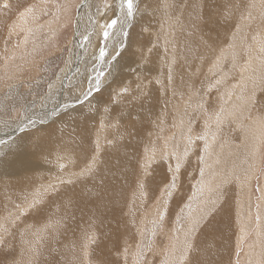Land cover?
<instances>
[{
	"label": "bare ground",
	"instance_id": "6f19581e",
	"mask_svg": "<svg viewBox=\"0 0 264 264\" xmlns=\"http://www.w3.org/2000/svg\"><path fill=\"white\" fill-rule=\"evenodd\" d=\"M24 1L25 0H16L17 7L23 8ZM176 1L178 2L175 3L173 0H156V2L160 3V5L156 6L155 9L151 12L152 18L150 22L143 25V37L146 42L149 39L152 43V50H149V46L147 49V60H149L156 66H140L139 64L136 66V68H134V70H132L131 74L133 76V82H135V88L131 92L125 93L123 91H119L115 93V90H113L111 92V97L105 95L109 99V102L107 104L108 107L105 108L101 106H105L104 103H102L101 101H97L99 97L98 95L94 99H92L91 103H86L82 106L83 109L88 112L87 117L79 118L75 116L74 111L71 110L66 112L61 118H57L56 120L51 121V123H49L50 118L54 117V115L59 113L60 111L63 112L70 108H73L76 105L77 101L72 99L69 103H63L61 100H57L56 102L60 104V108L55 111L53 108L43 107V105L49 100V98L43 101L44 97H37L34 99V102H28L24 106V110H27L31 107V112L27 113L26 111H24L22 118L19 121H17L16 123H13L12 121L6 124L0 123V152H2L4 146H7V153L15 151L19 163L15 167H11L12 163L9 164L7 159L5 160L3 165H0V186L9 188L13 185V183L18 182L17 186H15V188L11 190L12 195L23 199V206L20 205V209L11 208L12 205L19 204L16 202H11L10 206L9 203H5V197H8L9 194H5V191L0 187V220L2 221L0 222V229L8 228L9 230H12L11 225L16 222H18L19 226L23 224V229H25L28 223L33 220L29 219V217L20 220L18 217L14 218V212L25 213L26 216H34L35 223L37 225L34 229L29 230L31 238L24 236L22 232L19 231V236L21 237L20 241H22V249L16 250V248L11 243V236L7 235L5 239L0 238V247L4 245L9 249V253L14 252L15 255L17 253H26L29 255V259L27 261H23L18 256H13L8 260L7 264H14L15 261L18 264H32L34 259L31 256L34 255L32 253L33 248H38L40 252L44 251L42 253V264H114L113 260L115 258L111 256V251L117 250L124 253V250L126 249L127 251H129L132 248V245H134L136 248H139V252L143 251V263L146 260L147 264H181V260L183 261V259L184 262L188 264L192 263V254L188 249L184 251L183 248L182 250L185 253H183L182 251L183 255H181L182 244L186 242L187 238L189 237L187 241V244L189 246L193 238V235H191L192 232H186L184 226L182 227L181 232H179L180 235L176 237L177 243L179 244L171 247L172 251L174 252L173 256H168L167 254L160 256L158 255L157 261L153 259V261H150L151 259L146 258L145 253H147L148 251L152 252L154 251V249L159 250L162 248L159 241V233L162 234V232L164 231H173L176 228L175 225L169 227L168 224L160 218V213H163V215L168 214L164 210V208L161 207H159L158 209L151 208V217L148 218L146 217L148 214V210H146L144 214H142L143 212H141L140 220H142L141 222L144 224V226H138V223H135L137 236L135 235L134 241L136 242L134 244V241L127 243V236H129V234H133L130 228L131 222L133 221L131 217L123 216V207L126 203V197L124 198L123 196L125 194L127 195V191L130 188L135 187L136 181L138 182L135 188L136 191L140 188V186L146 183V181L140 179V176H138L137 180L134 179V177L137 175V172L140 170V164L137 163V166L136 162L133 164V161H136V150L131 151L130 147L140 146V141L143 147H145L146 145L148 146L147 151H150V155H148L146 162H141V167L144 168L145 174L148 171H152L153 181L160 180L162 176H166L168 180L173 179L174 181V183L172 181L171 184L167 185L165 194L158 196V199H156V197L159 191L153 195V197L156 199L153 206L156 203H159V201L166 204L170 202H177L181 204L182 202H184V206H182V208H184V211L186 213V219L195 222L197 221V216L200 214L206 215L210 210V206L213 204L212 200L203 203L202 199H204L212 190L219 189L218 183L215 182L214 179H216L218 182L222 181L223 183L226 176H228L226 175V171L228 169L231 170L235 168V163L237 168L241 167L240 163L238 164L236 160H230L235 156V154H240V152L236 153V146H233L235 143L233 144L232 142H238L239 140L241 142L243 140L241 146L244 149L241 148V150L245 152L249 149V154L251 156H257L258 147L260 145L261 138L264 136V132L261 133V136H259L260 131L257 132L256 130V128L258 129V126L256 124L258 123V121L243 123L244 121H241L240 119H243L244 117H241L239 119V116H242L240 115L241 111H244L242 110V107L245 108L244 106L247 102L246 100H248V97H246L247 99L245 98L246 100L243 99V102L238 101V98H236L237 101H235L236 94L233 91L228 90L227 88H225L229 93L227 98L225 97V95L222 96L223 103L225 102V100L228 101V103L225 102L226 105L224 108H226L227 106L229 107V105H233L235 106V110L233 113L229 111L227 115L231 113L229 115L230 118L227 115L226 118L231 119L234 125H239L238 127L242 128L243 135L240 134L239 136H237V138L236 136L229 137V133L233 131V126H230L229 123L226 124L227 122L223 121L222 117L221 121H217L210 128L207 127V124L210 123V121H208V119L210 118V116L208 115L210 113L206 110V104L204 103L206 94H203V91L207 89L204 87V85H207L209 80L207 74L205 75L206 77L201 80L202 82L200 81V95L204 96H201L202 100L198 102L196 113L193 112V105L187 99V97L186 99H180L178 97L176 91H174L175 88L173 87L174 79L177 76L176 66L184 63L189 55L187 53H178L177 51H175L173 45L174 35L173 33H171V30L181 25V23H178L182 21L183 17H186L185 10L183 14L182 11L180 12V16L172 17V12L174 10L173 5L175 4L177 5V7L182 5L186 8L187 2L190 4L200 3V0ZM203 1L207 2L208 8L204 11L205 13H201V18L204 20L205 27V30L201 31V34L204 35L207 32V29L211 27V25L218 22H223V24L227 26L229 25L228 21L231 20V18L223 17L221 14L225 12L228 13L227 6L230 5V2L232 0ZM246 1L247 0H245V2ZM136 2L137 0H134V6ZM8 4L9 8L7 9L0 7V54L3 52V48L5 47L4 45H12V40H15L14 33L19 34L16 32H19L21 30V27H23L22 32L24 31V29L27 30V20H25L24 24L19 27L14 24L15 20L13 19L16 15L15 12L18 11L19 8L14 9V6L11 3L8 2ZM142 8L143 12H145L146 7L143 5ZM181 8L180 10H182ZM200 8L201 7H198L199 10ZM87 10V4L80 8V13L75 24L77 25L79 20L81 21V23L78 25V27H75L76 34L75 37L73 36L71 45L69 47H76V39H78L77 35L79 38L82 36V34L88 37V46L86 41L85 44L81 46V52H76V55L73 56L74 58L70 56L69 59H67V68L73 70V73H75L76 75L79 74L80 66L83 69L89 68L88 61L91 60V51H93L95 48H92V46L94 45V43L97 44V42H99V38L101 39V41L103 40L102 36L99 34V24L108 21L104 19L103 15H100L101 17H99L98 24H95V26L93 27L91 22V26L90 22L87 23V16L88 18L90 17V13ZM64 11L65 10L63 9V13ZM12 12L13 19L8 21L11 17L7 19V14L9 15ZM137 13L138 11L135 10L134 15L140 21L141 15L140 13L139 15ZM252 17L253 16H251V18ZM161 19L162 21L159 25L157 21H160ZM121 20L123 21V16H121ZM130 22H121L117 24L116 28L112 30L110 39L106 43L107 47L111 45V47L115 48L118 46L119 41H124L122 32L126 31L124 27L130 24ZM46 23L48 22L46 21ZM58 24L56 25L58 26ZM194 26L195 25L193 23L191 27ZM91 27L93 28V32H90ZM117 28L120 29L117 30ZM56 31L54 30V32ZM46 33H48V31ZM256 37L257 35L254 36V38ZM48 38L50 40L53 39L50 37ZM239 38H242L241 35L235 39V44L233 43L234 45L232 46V58L235 63L241 50L240 46L236 48L237 44L239 43L240 45L241 42L237 41L240 40ZM262 38L263 33L260 39ZM135 40H140V22L138 24V30ZM236 42L238 43L236 44ZM22 43H24V41ZM153 45L155 46L153 47ZM42 46L43 45H41V47ZM254 46L255 51L252 49V51L246 55L249 58L246 60L247 63H245L242 67H239L242 71V79L246 81L248 78L247 70L250 69L251 71L255 67L253 59L254 57V61L257 59L254 55H256L258 51H256V48H259L256 43H254ZM255 52L256 54H254ZM79 53L80 55H78ZM14 58H16L15 55L12 57V60ZM83 59H85V64L87 65V67L82 65ZM11 62L12 61H8L7 64L5 62L6 66L4 67L3 65L0 70L3 76L2 79H8V83H10V81L20 79L21 74L23 75V73H20V76L16 75V71L18 70L11 69L12 67L10 68ZM250 63L252 64L251 68L249 67ZM116 71L117 69L114 68L112 73ZM31 72H33V70ZM100 72H103V70H96L95 73L99 74ZM65 73L62 75L63 82L66 81L67 84L65 87H68V84L72 83L74 81V78L71 81V74L65 75ZM119 75L120 74H117V76ZM142 77H149L147 79L149 83H142ZM56 80L57 78H55L52 86L51 84L48 86L49 90L50 86L55 87L50 90L51 93L62 90L61 86L63 82L61 81L58 83L56 82ZM18 82L19 80L14 81L11 85L9 84V86L4 89V86L8 83L0 80V87L2 86L0 89L6 90L3 96L0 98V103H7L11 100V98H14L18 101L30 98L33 90L23 91L17 96V89L19 85L24 86L23 83ZM154 82L157 84V86ZM222 83L224 82L216 79L217 86H221ZM213 87L214 86H212V88ZM112 89H114V87H112ZM224 91L222 92V94L225 93ZM122 99H124L125 102H122ZM15 100L12 101L11 104H5L2 111H8V113L15 112V110L20 107L15 103ZM181 100H185L183 102V107H181L183 110L179 109L177 106L179 103H181L182 106V102H180ZM247 103H249V101ZM239 104L242 105V107L240 108L241 110H237ZM168 106L172 107V109L168 110ZM36 109L40 111L38 115H36V113L38 112V110L37 112H35ZM33 110L34 115L33 117H31L29 115L32 114ZM226 110L227 109H225V111ZM244 113L245 112H243V114ZM197 119L200 124V127L198 129L199 131L202 130L199 134L196 133V131L194 132V130L192 131V126ZM166 120H170L171 126H173V129L168 133L164 132L165 126L168 125L166 123ZM47 123H49L48 126L46 125ZM113 125H115L116 130H114L115 128ZM195 126L197 127V125ZM30 129L32 130L28 131ZM140 129H143L145 132L144 138H139L135 135L140 133ZM203 129L205 130L203 131ZM130 130L133 131L134 134H131ZM24 131H27V134L25 136H19V134ZM105 131L108 133L115 131V134L117 136H122L125 139L129 140L130 145L125 146L118 153L114 152L119 149L116 148L113 144L106 146L109 140L108 136H106L107 138L105 139V141H103ZM172 131L173 133H171ZM87 133L92 136L89 151L79 149L75 146L80 143V138H84L83 135ZM93 135H95V137L99 141L98 143L94 141ZM199 139H201L202 142L199 148L200 155L197 159L198 163L196 161L194 162L197 167L196 175L195 177L193 176L194 182L192 181L193 184H191L190 189L187 190V193H184L183 196H180L179 198L172 197L173 194L175 196L174 188L179 185L181 177L185 174V167L183 168L182 172L181 168L177 172V166H182L185 163L186 166L189 165V169L191 166L193 167L194 164L192 163L194 160L192 159L194 157L191 156L192 150L195 143ZM158 142L161 143L158 144ZM156 146H160L159 151H156ZM70 147H75L77 151L70 149ZM97 150H101L103 151V153L96 154ZM112 151L113 153L110 154ZM138 153L139 152L137 150V154ZM152 153H156V162L155 165H153V169L148 164L150 162L153 163L154 161V159H151ZM12 155H14V153ZM195 155L197 154L195 153ZM239 156L241 159V155ZM62 162L64 163L63 167L62 164H60ZM80 162H83L84 164H81L79 165L80 167H77V163ZM229 164H231L230 167ZM87 175L88 177H86ZM26 176L34 178L33 183L28 182L25 179ZM84 177L86 178L82 179ZM9 179H12V181L10 182ZM133 180H135L134 183L130 185L129 183L133 182ZM188 180L190 181V179ZM92 181H96V187L91 183ZM245 181L241 180L240 182H238V185H236L237 199L235 201V204L231 205L234 213V218H232L235 221V233L239 238L240 236H247V234L253 227L255 228L253 236H255L256 233L262 229V225H264V197H260L257 212L253 211L251 208H247L246 205H249L248 202L244 203L242 200L244 193L247 191ZM25 184H28V187H19L20 185ZM260 189V191L264 193L263 188L260 187ZM185 194H187V196L189 195V197L187 198ZM142 195L144 196V198H146V195L144 193H142ZM91 202H95V204L97 205L98 213L97 211H95V213H90L87 211V205ZM109 205H111V208L109 207ZM131 206L133 207V205ZM139 206L140 205H138V207ZM56 207L66 208V214L60 216L59 218L52 217L57 213ZM138 207H134L135 209L133 210L139 211V209H137ZM228 208L229 207L227 205H224L223 219L228 218ZM167 209L171 210L170 206H168ZM239 209H241V211L243 212L242 216L238 214ZM3 211L7 212L4 217ZM254 215L259 218V222L257 225L255 224L253 219ZM132 217H134L133 214ZM200 220H202L201 217ZM139 227L140 232L138 233ZM179 227L180 226H177V228ZM218 234L221 236V243L226 240L227 230L225 229V227H220V229L218 230ZM34 239L39 242H43L41 243L42 245L40 244L41 247L40 245L35 244ZM223 245H225V242ZM146 246L147 248H145ZM62 249L68 250V253H71V256H68L67 258L63 256V252L65 253L66 251ZM23 250L24 252H22ZM76 251H80V253L82 254V259L79 262L74 261V257L72 256ZM127 251L124 254H126ZM175 252H177V254H175ZM188 252L189 254L187 256L186 253ZM250 252V254L245 255V259H248V261H243L242 264H255L254 261L250 260L252 254H262L264 252L263 245H257L256 238L251 241ZM58 253H60V255L56 257ZM77 254L78 256H80L79 253ZM102 258L103 260L97 262L98 259ZM139 261L140 257L136 260V263H138ZM223 261L224 257L222 256V253L220 254L219 250L217 252L213 251L212 253H209L208 259L205 261V264H221ZM140 264L142 263L140 262Z\"/></svg>",
	"mask_w": 264,
	"mask_h": 264
},
{
	"label": "rangeland",
	"instance_id": "374dc122",
	"mask_svg": "<svg viewBox=\"0 0 264 264\" xmlns=\"http://www.w3.org/2000/svg\"><path fill=\"white\" fill-rule=\"evenodd\" d=\"M25 1H24L23 8H20V7H17L16 0H13V1L12 0H0V7H3L2 3L4 4V3L9 2L14 6V9L19 8V10L15 12L16 15L14 16V19L12 17L13 12L9 15L7 14V19L11 17L8 21L12 19L15 20L16 23L14 22V24L17 25V27H19L24 24L25 20H27V24H26L27 30L24 29V31L22 32L23 27H21V30L19 32H16L19 34L14 33L15 40H12V45L11 46L4 45L5 47L3 48V52L0 54V70L3 65L4 67L6 66L8 61H12L10 64V68L12 67L11 69L18 70L16 71V75L20 76L19 75L20 73H23V75L21 74L20 79L13 80V81H10V83H8L9 82L8 79L6 78L2 79L3 76L0 71V74H1L0 80L8 83L7 85H5L6 87L4 86V89L7 88L9 84L11 85L14 81L19 80L18 83H23L24 86L19 85L17 89L18 91L17 96L23 91L33 90L32 94L30 95V98L28 99L18 101V100H15L14 98H11V100L7 103H0V123L2 124L9 123L10 121H12L13 123H16L22 118L24 111H26L27 113L31 112L30 110L31 107L28 108L27 110H24V106L28 102H34V99L37 97H44L43 101L49 98V100L43 105V107L44 108L50 107V108H53L55 111L60 108V104L56 102L57 100H61L63 103H69L70 100L72 99L77 101L76 105L73 108H70L63 112L60 111L59 113L55 114L54 117H52L53 119L50 118L49 123H51V121L56 120L57 118H61L66 112L71 111V110H73L74 115L79 118L87 117L88 112L82 107L84 104L91 103L92 99H94L96 96L99 95L97 101L98 102L101 101L102 103L105 104V106L101 105L102 107L104 108L108 107L107 104L109 102V99L105 95H108L111 97V92L113 90H115V93H117L119 91H122V89L126 88L127 91H123V92L127 93V92H131L135 88V82H133V76L131 72L132 70H134V68H136L137 65L140 64V66H143V65L156 66L155 64L147 60L148 59V56L146 55L148 51L147 49L149 46L150 47L149 50H152V43L149 39L146 42L142 34L143 25L145 23H149L152 18L151 12L155 9L156 6L160 5V3L156 2V0H137L134 8L135 10L138 11L137 14L139 15L140 13L141 15L140 21L134 15L130 24L124 27L126 32H128V36L127 38L122 36L124 38L123 42L125 46L121 54L117 56L114 61H111V63H109V60H111V56L115 55L114 50L117 47L113 48L111 47V45L107 47L106 43L108 40L103 41V46L105 47L108 55H106L105 60L103 62L99 60L98 58L99 48L102 46V41L98 36L99 42H97V44L94 43V45L92 46V48L93 47L95 48L93 51H91L92 52L91 60L88 61L89 68L83 69L80 66L78 75L73 73V70L67 68L68 66L67 59H69L70 56L73 57L74 55H76V52H81V49H82L81 46H83L85 42L88 40L87 39L85 41L83 39V37H85L84 34H82L80 38L77 35L78 39H76L77 40L76 47L69 48L71 45L73 36L75 37V34H76L75 27H78V25L81 23V21L79 20L78 24L77 25L75 24V22L77 21L78 15L80 13V8H82V6L87 4V8H88L87 11L90 13V17L88 18L87 16V23L90 22V25H91V22H92L93 27L95 26V24L96 25L98 24V20H99V17L102 16L101 15L102 12L104 13L103 15L104 19L106 20L114 18V12L112 10L105 9L104 7L105 0H27L26 2ZM173 1L175 3L178 2L176 0H173ZM107 2L109 4H113L114 6V0H107ZM143 5L146 7L145 12H143V8H144V7L142 8ZM179 7L180 8L182 7L181 8L182 10H180ZM198 7H201L200 10L198 9ZM29 8L31 9V12L28 11ZM173 8L174 10L172 12V17L180 16V12L182 11V14H183L184 10L186 14V17H185L186 19L184 17L183 18L181 17L182 21L178 23V24L181 23V25L171 30V33H173L174 35L173 45H174L175 51H177L178 53H187L189 55L187 59L184 61V63L180 62L182 64L179 66H176L177 76L174 79L173 87L175 88L174 91H176L178 97L180 99H183V98L186 99L187 97V99L193 105V112L196 113L198 102L202 100L201 96H204L206 94V99L204 100V103L206 104V110L210 113L208 116H210L211 118L210 119L208 117L210 119V120L208 119L210 123L207 122L209 123L207 124V127L210 128L212 127L214 123H216L217 121H221L223 119V121L227 122L226 124L229 123L230 126L231 125L233 126V128L231 127L233 131L229 133V137L236 136V138L240 134L243 135L242 128H239L238 127L239 125L238 126H236V124L234 125L231 119L226 118L227 116L229 117V115L234 112L235 106L229 105V107L227 106L228 108L227 107L224 108L226 103H228V101L225 100L226 103L225 102L223 103L222 96L225 95V97L227 98L229 94L228 91L225 89L227 88L228 90H231L236 94L235 101H237L236 98H238V101H242L243 99L248 97V100H246L247 98L245 100L247 102L249 101L250 104L245 101L247 104V106L245 104L244 106L245 108H243L241 104H239L237 107V110H241L240 109L241 107H242V110H244V111H241L240 115L242 116H239V119L241 117H244L243 119L242 118L240 119L241 121L242 120L244 121L243 123H249L251 121H255V122L258 121V123H256L258 126V129L256 127L255 128L257 132L260 131L259 136H261L262 135L261 133L264 132L263 131L264 129V53H263L264 52V32H263L264 31V20H262L264 19V14H263L264 13V0H257V1L247 0L246 2L245 0H232L230 2V5L227 6L228 13L225 12L221 14L223 17L231 18V20L228 21L229 25L227 26L223 24V22H218L216 24L211 25V27L207 29V32L204 35L201 34V31L205 30L204 20L201 18V13H205L204 11L208 8L207 2L203 0H200V3H193V4H190L187 2L186 8L185 6H182V5L177 7V5L174 4ZM63 9L65 10L64 13H63ZM60 13H63V14H60ZM187 15H188V19H187ZM251 16L253 17L251 18ZM20 19H21V22H20ZM46 21L48 23H46ZM161 21L162 19L160 21H157L159 25ZM139 22H140V40L137 41L135 39L137 35ZM62 23L64 24V26ZM193 23L195 26L191 27ZM56 24H58L59 27ZM59 28L60 29L62 28V29L60 30ZM92 29L93 28L91 27L90 32H93ZM119 29L117 28V30ZM54 30L55 31L59 30L58 34H57V31L54 32ZM47 31L48 33H46ZM35 32L37 33V37H36ZM262 33H263V38L260 39L262 37ZM240 35L242 37L241 38L242 40L240 38H239L240 40H237L238 42L239 41L241 42H240V45L238 42H236V44L238 43L236 48L240 46L241 50L237 57L238 59H236L237 61L235 60L236 61L235 63L232 58V52H233L232 46L235 44L234 43L235 39L239 37ZM255 35H257L256 38H254ZM47 36L53 39L50 40ZM34 37L36 41L34 40ZM44 39L47 40L48 43ZM23 41L24 43H22ZM254 43L257 44L260 51L259 49L256 48V51L258 50L259 52L257 51V54L256 52L254 53L256 54L254 56H256L257 58L255 61H254L255 57L253 59V63L255 64V67L254 68L252 67L253 69L251 71L250 69H248L249 71L247 70L248 78L246 81L242 79V71H241V68L239 67L240 66L242 67L245 63H247L246 60L249 58L246 55L250 53L252 49L254 50L255 48ZM88 44H89V41H87V46ZM41 45L43 46L41 47ZM154 46L155 45H153V47ZM14 55L16 56V58L12 60V57ZM78 55H80V53ZM82 65L87 67V65L85 64V59L82 60ZM251 66L252 64L250 63L249 67L251 68ZM114 68H116L117 71L112 73ZM32 70L33 72H31ZM94 70L95 72L96 70H100V71L103 70L104 75L100 76L99 74L95 73ZM64 73L65 75L71 74V81L74 78V81L68 84V87H65L67 84L66 81L63 82L62 75ZM117 74H120V75L117 76ZM206 74L208 75L209 80H208L207 85H204V87L207 89L203 91L204 95H200V87H201L200 84L202 82L201 80L204 77H206L205 76ZM55 78H57L56 82L58 83L61 81L63 82L61 86L62 90L57 91L55 93H51L50 90L55 88V87H51ZM148 78L149 77H142L141 82L148 84L149 83V81L147 80ZM97 79L100 80L99 91H96V80ZM216 79L221 80L224 83H222L221 86L220 85L217 86ZM50 84L51 86L49 90L48 86ZM155 85L157 86L156 83ZM215 85H216V88H215ZM212 86L214 87L212 88ZM112 87H114V89H112ZM222 90L223 91L226 90L227 92L224 91L225 93L222 94L223 92ZM5 91L6 90L0 89V98L3 96ZM48 92L50 95L48 94ZM14 100H15V103L19 105L20 107L17 110H15V112H10V113H8V111L3 112L2 110H3L4 105L11 104V102ZM184 101L185 100L180 101L182 102V106H181V103L177 105L179 109H182L181 107H183ZM122 102H125L124 99H122ZM171 109L172 107L168 106V110H171ZM225 109L227 110L225 111ZM34 110L32 111V114H30L29 116L33 117ZM37 110L38 109H36L35 112H37ZM229 111H231V113L227 115ZM243 112L245 113L243 114ZM39 113L40 111L38 110L36 115H38ZM222 113H225V114H222ZM170 122H171L170 120L166 122L168 125L166 124L167 126H165L164 128L165 133H168L173 129V126H171ZM49 123H47L46 125L48 126ZM195 125H197V127ZM199 125L200 124L197 119L194 125L192 126V131L194 130V132L196 131V133L198 134L201 133L202 130L199 131L198 129L200 127ZM113 126L115 128V125ZM197 129L199 132L197 131ZM31 130L32 129L28 131H31ZM114 130H116V128ZM204 130L205 129H203V131ZM143 132L144 130L140 129V133L135 134V135L139 138L140 137L144 138L145 132L144 134ZM130 133L134 134L133 131L131 130H130ZM171 133H173V131ZM26 134H27V131H24L21 134H19V136H25ZM93 136H94V141L98 143L99 141L97 140L95 135ZM106 136H108V140H109L108 143L110 142L109 144L107 143L106 146L113 144L116 148L119 149L117 151H114V146H113V151L116 153H118L125 146L130 145L129 140L125 139L122 136H117L115 134V131L109 132V133L105 131L104 136H103V141H105V139L107 138ZM83 137L84 138H80V143L75 146L79 149L89 151L90 146H91L92 136L87 133V134H84ZM263 138L264 136L261 138V142L258 147L257 156H251L249 154V149L245 152L241 150V148L244 149L241 146V143L243 142V140L241 142L240 140L238 142L237 141L232 142L233 144L235 143L233 146L234 147L236 146L237 148V149L235 148V151L237 150L236 153L240 152L239 155H241V159L238 154H235V156L233 155L234 157L231 156L233 158H231L230 160L232 161L236 160L238 164L240 163L241 167L237 168L236 163H235L234 164L235 168L231 170L228 169L226 171V175L228 176H226L223 183L222 181L218 182L216 179H214V181L218 183L219 189L212 190L210 193L207 194L205 198L203 196L204 198L202 199L203 203H205L206 201L212 200L213 204L210 206V210L208 211L206 215L200 214L197 216V220H199L200 223L199 225L195 226L194 231H191L192 232L191 235H193L192 242L190 243L191 247H188V244H187L189 237L187 238L186 242H184L181 246V255H183L182 254L183 250L186 251L188 249L191 252L192 254L191 264H205V261L208 259V254L212 253L213 251L217 252L219 250H220V254L222 253V256L224 257V261L221 264H239V263L242 264L243 261H248V259H245V255L251 253L250 252L251 241L254 238L257 239V245H263L264 247V225H262V229L259 232H257L255 236H253L255 232L254 227L249 231L247 236L246 235L244 237L240 236V238L236 236L235 226H234L235 221L233 219L234 213L231 208L232 207L231 205H234L237 199L236 197L237 196V193H236L237 186L236 185H238V182H240L241 180H244V181L246 180L245 186H246L247 191L244 193L242 200L244 203L248 202V204L250 205V206L246 205L247 208H251L255 212L258 211L260 197L261 198L264 197V193L260 191L261 190L260 187H262L264 190V139ZM161 142H158V144H160ZM201 142L202 140L199 139L195 143L193 150H192L191 156L194 157L192 159L194 160L192 164L194 165L193 167L191 166L190 169H193V168L195 169L190 170L189 165L186 166L185 163L182 166L181 165L179 166V169L181 168V172L183 171V168L185 167L184 168L185 174L184 176L181 177L179 181V185H177L174 188L175 196L173 194L172 197L179 198L180 196H183L184 193H187V190L190 189L191 184H193L192 181L197 171V167L194 162L195 161L197 162V159L200 155L199 148H200ZM239 144L241 147L239 146ZM156 148H157L156 151L160 150V146H156ZM70 149L77 151L75 147H70ZM130 149L131 151L136 150V161L134 160L133 164L135 162H136V166H137V163L140 164V170L137 172V175L134 177V179L137 180L138 176H140V179L146 181V183L140 186V188L136 191L135 188L138 184V182L136 181L135 187L130 188L127 191L128 196L126 194L123 196L124 198L126 197L125 199L126 203L123 207V216L131 217L132 221L134 222V223L131 222L130 228L133 234L132 235L129 234V236H127L128 237L127 243L134 241L135 235L137 236L136 230H135L136 229L135 223H138V226L140 225L144 226V224L141 222L142 220H140L141 212H143L142 214H144L145 211L148 210V214L146 216L148 218V217H151V214H150L151 208L158 209L159 207H161V208H164V210L168 213L166 215H163L162 220L165 223H167L169 227H172V225H175L176 231L175 230L164 231L162 232V234L159 233L158 236L160 237L159 241H160L162 248L159 250L154 249L155 252L152 251L153 253L148 251L147 253H145V255H146V258L151 259L150 261H153V260L157 261L158 255L160 256V255L167 254L168 256L169 255L173 256L174 252L172 251L171 247L176 246V244H179L177 243L176 237L180 235L179 232H181L183 226L186 232L190 231V228L193 227L194 221H190L189 219H186V213L184 211V208H182V206H184V202H182L181 204L177 202H170L166 204L164 202L159 201V203H156L153 206L156 199H158V196L165 194V189L167 185L171 184L173 179L168 180L166 176H162L160 180L153 181L152 171L151 172L148 171L145 174L144 168L141 167V162H146L148 155H150V151H147L148 146L146 145L145 147H143L140 141V146H137V147L131 146ZM137 150L139 152L138 154H137ZM113 151L110 154H112ZM2 152H0V165H3V163L7 159H8L9 164L12 163L11 167H15L16 165L19 164L15 151H11L7 153L8 152L7 146H4ZM13 153L14 155H12ZM102 153L103 151L101 150H97L96 152V154H102ZM195 153L197 155H195ZM242 153L244 156L242 155ZM155 154L152 153V156H151V159H154L153 163L151 162L148 163L152 169H153V165H155V162H156ZM137 158H138V161H137ZM60 164H62V167H63L64 163L62 162ZM81 164H84V163L83 162L77 163L76 166L80 167L79 165ZM230 165L231 164H229V167ZM187 173H190V174H187ZM86 177H88V175ZM86 177L82 179H85ZM25 179L28 182L33 183L34 178L26 176ZM188 179H190V181ZM135 180H133V182L129 184L132 185ZM9 181L11 182L12 179H9ZM91 183L94 184V186L96 187V181H92ZM17 184L18 182H15L9 188L1 187V186L0 187L5 191V194L6 193L9 194L8 197H5V203H9V205L11 206V202H16L19 205H12L11 208L20 209L19 208L20 205L23 206V199L15 195H12V191H11L13 188H15V186H17ZM250 185L253 187H251ZM25 186L28 187V184L20 185L19 187L23 188ZM156 192H158V195L155 199L153 195ZM142 193L146 195V198H144ZM185 195L187 196V194ZM188 197L189 195L187 196V198ZM131 205H133V207ZM138 205L140 206L138 207ZM224 205H227L229 207L227 209V212H228L227 219H223ZM168 206H170L171 210L167 209ZM109 207L111 208V205H109ZM134 207L135 208L138 207L137 209H139V211L133 210L135 209ZM128 208H129V211H128ZM56 210H57V213L55 214V216H52L54 218H59L60 216L65 215L67 212V209L62 208V207L60 208L56 207ZM87 211L90 213H95V211H97L98 213V208L95 202H91L87 205ZM6 213L7 212L3 211V217L5 216ZM130 213H132L134 217H132V214ZM238 214H240L241 216L243 215V212L241 211V209H239ZM15 217H18L19 220L24 219L26 217H29V219H33L31 222L28 223L25 229H23L24 225L21 224L19 226L18 222L13 223L11 225L12 230H9L8 228L0 229V238L5 239L7 235L11 236L12 237L11 243L16 248V250H19V249H22V245H21L22 241H20L21 237L19 236V231H21L24 236L31 238L29 230L34 229L37 225L35 223L34 216H26L25 213L14 212V218ZM200 217L203 219L200 220ZM253 219H254L255 224L257 225L259 222V218L256 215H254ZM0 222L2 221L0 220ZM263 224H264V218H263ZM177 226H180V227L177 228ZM222 226L225 227V229L227 230V238L221 243L222 239H221V236L218 234V230ZM139 232H140V227L138 228V233ZM34 242L36 245H40L41 243H43L35 239H34ZM135 242L136 241H134L133 244ZM224 242H225V245H223ZM145 248H147V246ZM34 249L35 248L32 249V253L34 255H31L32 258H34L32 264H42V259H43L42 253L44 251L40 252L38 248H36L35 250ZM64 251H66L67 253L63 252V256H65L66 258L68 256L69 257L71 256V253H68V250H64ZM126 251L127 250L125 249L124 253ZM184 251L183 253H185ZM22 252H24V250ZM77 253H79L80 256H78ZM111 253H112L111 256L115 258L113 260L114 264H140V262L142 264H147L146 260L144 261V263L142 262V259H143L142 257H140V261L136 263V260L139 258L138 257L139 248H136L134 245H132V248L129 251H127L126 254L120 251H117V250L111 251ZM175 254H177V252H175ZM186 254L188 256L189 252ZM59 255L60 253H58L56 257H58ZM13 256L15 257L18 256L23 261H27L29 259V255L26 253H22V254L17 253L15 255L14 252L9 253V249L5 247L4 245L0 247V264H7L8 260ZM72 256L74 257L73 258L74 261H77V262H79L82 259V254L80 253V251H76L75 254ZM101 260H103V258L98 259L97 262H100ZM250 260L254 261L255 264H264V252L262 254H252V257ZM181 262H182L181 264H188L184 262V259L183 261L181 260ZM14 264H18V263H16L15 261Z\"/></svg>",
	"mask_w": 264,
	"mask_h": 264
},
{
	"label": "snow or ice",
	"instance_id": "6c2138e0",
	"mask_svg": "<svg viewBox=\"0 0 264 264\" xmlns=\"http://www.w3.org/2000/svg\"><path fill=\"white\" fill-rule=\"evenodd\" d=\"M104 7L106 10H112L114 12V18H111L108 21H106L105 23H101L99 25L100 35L103 38L102 46L99 48V57H98L101 62H103L105 60L106 55H108L105 47L103 46V41H107L110 39V37L112 35V30H114L116 28L118 23L130 22L133 19L134 14H135L134 0H114V6H113V4H109L107 2V0H105ZM3 8H5V9L9 8V4L4 3ZM28 11L31 12V9L29 8ZM101 15H104V13L102 12ZM121 16H123V21L121 20ZM122 35L125 38H127L128 32L123 31ZM83 39L86 41L88 39V37L85 36V37H83ZM124 46L125 45H124L123 41L118 42V46L114 50L115 55L111 56V60H109V63H111V61H114L116 59V57L121 54ZM99 75L103 76L104 73L100 72ZM99 85H100V80L97 79L96 80V91H99ZM122 91H127V89L126 88L122 89ZM89 170H91V169H89ZM176 171L177 172L179 171V165L177 166ZM173 183H174V181H173ZM160 218L163 219V213H160ZM201 219H203V218H201ZM199 223H200L199 220L195 221L193 224V227L190 228V231H194L195 226L199 225ZM188 247H191V245H189ZM138 255H139V257H143L144 256L143 251H140Z\"/></svg>",
	"mask_w": 264,
	"mask_h": 264
}]
</instances>
